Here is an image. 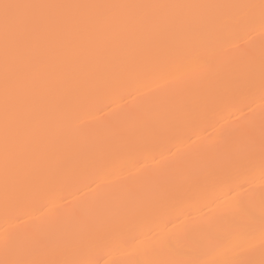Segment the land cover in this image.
Returning <instances> with one entry per match:
<instances>
[{
	"label": "snow or ice",
	"instance_id": "6c2138e0",
	"mask_svg": "<svg viewBox=\"0 0 264 264\" xmlns=\"http://www.w3.org/2000/svg\"><path fill=\"white\" fill-rule=\"evenodd\" d=\"M0 264H264V0H0Z\"/></svg>",
	"mask_w": 264,
	"mask_h": 264
}]
</instances>
